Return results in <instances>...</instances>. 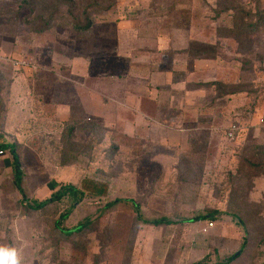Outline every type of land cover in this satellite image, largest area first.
Returning <instances> with one entry per match:
<instances>
[{
  "label": "rangeland",
  "instance_id": "374dc122",
  "mask_svg": "<svg viewBox=\"0 0 264 264\" xmlns=\"http://www.w3.org/2000/svg\"><path fill=\"white\" fill-rule=\"evenodd\" d=\"M248 4L256 0H0V39L19 62L16 69L0 66V139L18 155L25 198L12 154L3 149L0 243L22 246V264H264V21L253 31L242 27ZM87 18L89 27L73 29ZM187 49L221 60L190 58ZM158 58L164 66L199 60L191 63L203 73L187 79L233 90L229 107L216 85L201 90L217 115L187 132L194 136L187 148L163 143L177 117L165 104L162 142L154 131L148 148L143 138H131L134 102L158 80L147 62ZM165 87L162 102L170 95ZM233 124L239 134L229 139ZM192 139L201 148H189ZM87 179L106 183L108 194L71 208L65 231L91 220L78 234L63 237L54 228L68 199L27 207ZM115 199L135 201L144 219L175 223L137 222L127 204L103 212Z\"/></svg>",
  "mask_w": 264,
  "mask_h": 264
},
{
  "label": "crops",
  "instance_id": "0c3cea01",
  "mask_svg": "<svg viewBox=\"0 0 264 264\" xmlns=\"http://www.w3.org/2000/svg\"><path fill=\"white\" fill-rule=\"evenodd\" d=\"M7 44H8L7 42H4L0 39V56L3 58H7L9 60L17 61L12 54L11 55L9 54L12 48L9 47ZM184 55L186 56V54ZM159 59L160 58H158V60L154 62L153 61L149 63L147 62L146 68H148V71H150L151 69L153 70L151 77L155 76L160 81L164 80L165 84L162 85L166 87L168 86V88L170 89L169 98H167V102H162V99L164 97L158 96L159 93L158 90L161 89V87H164L156 83L158 80L154 84H152L153 88H151L150 86L144 88L147 90L145 91V98L144 99L136 98V101L134 102V104H136L138 107L136 108L137 111L135 112V115H133V122L135 123V125L132 124L131 126L132 128L131 138H134L136 140H138V137L141 139L143 138L144 139L143 141H145L146 143L145 145H143L144 148H148L146 146L151 145L148 143L151 142L150 138H152L153 136H154L153 138L161 137L160 142H162L161 139L163 136V132H162L163 130L161 129V127L162 128H168V127H166L167 122L159 121V118L163 120L169 118L168 116L167 117L165 116L166 118L165 117L162 118V113H161L162 111L159 108V104L161 105L165 104L167 105L168 108H170L171 110L177 113V117L175 120L176 122L175 123L176 125L174 126L175 128H170L171 131L173 132L172 134H170L172 137L165 138L163 143L169 145L167 148L170 147L187 148L186 147V139L188 136L187 132H196L199 131L198 129L201 130L202 129L200 123L201 121L202 122L204 121L208 124L209 121H211V119H213L214 116L217 115V113L214 112L215 110L211 107L213 105L211 103L209 104L206 103L205 98L203 99L199 96V93L200 94L202 93L201 90H205V87H207L204 84H207L208 82L210 83L215 82L216 80L208 81V80H202L201 78H197L193 80L187 79L189 76H192V74L196 75L203 73L204 71L203 67L201 68L197 66L196 68V65L191 63L196 61L198 62L199 60H191L187 58L188 63H186L187 61L184 59L182 61L183 65H180L178 60H174L173 64H167L166 66H164L165 63ZM0 66H7L13 69H16V67L18 68V66L13 65L11 62L10 63L0 62ZM31 66L35 67V65H31ZM136 73H142V71L136 69ZM4 76L5 75L2 74V72H0L1 83H3L5 80ZM213 87L208 86L207 88L211 89ZM4 94L7 95V93ZM226 102H227V107H229L230 102H228L227 99ZM150 106L152 108H150ZM153 106L154 107L157 106V108L155 109ZM186 111H189L187 115H186ZM157 112H159V114H157ZM205 114L207 117H202V115ZM153 116L156 117L158 116V117L155 119ZM142 122L145 123V126H143ZM143 131L145 132L143 133ZM150 131L152 132L154 131L153 136H151ZM189 137L191 138L194 136L190 135L188 136V138ZM181 138L184 139V142L182 143H180ZM0 140L2 143L3 142L2 139ZM3 143H5V141Z\"/></svg>",
  "mask_w": 264,
  "mask_h": 264
},
{
  "label": "trees",
  "instance_id": "16d2710c",
  "mask_svg": "<svg viewBox=\"0 0 264 264\" xmlns=\"http://www.w3.org/2000/svg\"><path fill=\"white\" fill-rule=\"evenodd\" d=\"M261 1L262 0H256L255 5L254 4L253 5L248 4L247 9L242 8V6H241L242 14L240 13V18L243 20L242 27L246 31H253L259 27L260 28L262 27V25H263L262 22L264 21V7L261 6V4H260ZM239 7H240V4H239ZM225 10H226L225 12H227L226 14L228 15V17H231L234 15L231 12V11H233L232 6L228 5V7ZM218 17H219V15L216 14L213 18L217 19ZM90 22H91V18H87L86 21L83 23H80V22L73 23L72 27L75 30H83V29L89 27ZM201 48H202V50L205 51V50L209 49L210 47L204 45V46H201ZM183 53L186 54L190 58L211 59V60H214L216 62H219L221 60L217 57L216 54L215 55H212L211 53L204 54V52H202V51L197 52L196 55H192V53H194L193 50L187 49V50L183 51ZM204 85L205 86H215L216 85L218 87L217 97L219 99H220V97L223 99H228V96L233 93V90L226 89V87L221 82H218L216 84H215V82L209 83V84L207 83ZM167 89H168V91L170 90L169 88H167ZM158 91H159V96L162 97L164 91L162 89H159ZM37 99L41 100L40 97L39 98L37 97ZM173 112H175V111H173ZM238 134H239V127H238V131L235 133V136ZM190 141L189 142L191 143L192 146H189V148H201V144L197 142V139H195V140L192 139ZM3 144H4L3 142L0 143V151L2 152L3 149L10 150L12 157H13L14 181H15L16 186L19 188V191H20L21 195L23 196V199H25L24 193L20 187L21 186L20 185V183H21V167H20L18 155L16 154L13 147L6 146L8 148H4L5 144L4 145ZM107 194H108V185L106 183L97 182V181H94L91 179H87V180L83 181L80 188H76L75 186H73L71 184L60 185V188L51 195V199H50L51 201L49 202V204L51 202L52 203L61 202L64 199H68L69 201H71L72 204L68 210H66L65 212H62L59 215V217L57 218V221L55 222L54 228L59 233V235H62L63 237H67V236H70L74 233L78 234V233L84 231L85 229H87L88 227H90V225H91L90 218H85L83 221L79 222L75 227H73L72 229H68L67 231H65L63 229V227H61V223L68 217V215L70 214V211L72 210L71 208H73L76 204L80 203L86 196L91 197V198H96V199H102V198H105L107 196ZM46 202H44V201H40V202L29 201L27 207L31 210H41L45 205L48 204V203L46 204ZM119 204L130 205L132 207L134 213H135V219L137 222H141L143 224H149V225H153V226H167V225H172L175 223V222H173V220L168 219L166 217H159V218H155V219H151V220L144 219L142 217V212L140 210V207L138 206V204L135 201H133L131 199H115V200L107 203L104 206L103 212L110 210V209H113ZM205 218L212 219L213 215L206 216L203 218H200V217L199 218H191V219H188L185 221L186 222H195L197 220H201V219H205ZM64 232H67V233H64ZM237 257L238 256H236V255L231 256L227 260V263L232 262ZM194 264H204V263H203V261H200V262H196Z\"/></svg>",
  "mask_w": 264,
  "mask_h": 264
},
{
  "label": "clouds",
  "instance_id": "9594fccd",
  "mask_svg": "<svg viewBox=\"0 0 264 264\" xmlns=\"http://www.w3.org/2000/svg\"><path fill=\"white\" fill-rule=\"evenodd\" d=\"M21 247L15 243H0V264H22Z\"/></svg>",
  "mask_w": 264,
  "mask_h": 264
},
{
  "label": "built area",
  "instance_id": "2783aa9c",
  "mask_svg": "<svg viewBox=\"0 0 264 264\" xmlns=\"http://www.w3.org/2000/svg\"><path fill=\"white\" fill-rule=\"evenodd\" d=\"M0 62H3V63H12L13 65H15V66H18L19 65V62H17V61H13V60H9V59H7V58H3V57H1L0 56ZM238 131V126L236 125V124H233V125H231L230 126V128L227 130V137L229 138V139H234V137H235V133ZM2 152L0 151V154H1ZM210 226H212V223H210L209 224Z\"/></svg>",
  "mask_w": 264,
  "mask_h": 264
},
{
  "label": "water",
  "instance_id": "95a60500",
  "mask_svg": "<svg viewBox=\"0 0 264 264\" xmlns=\"http://www.w3.org/2000/svg\"><path fill=\"white\" fill-rule=\"evenodd\" d=\"M50 201H51V200L47 201L46 204L49 203Z\"/></svg>",
  "mask_w": 264,
  "mask_h": 264
}]
</instances>
